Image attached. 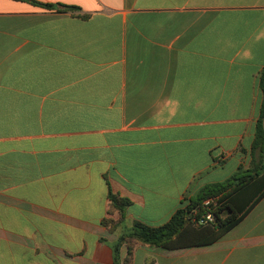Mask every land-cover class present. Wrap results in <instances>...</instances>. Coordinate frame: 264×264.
I'll return each mask as SVG.
<instances>
[{
    "label": "crops",
    "instance_id": "crops-1",
    "mask_svg": "<svg viewBox=\"0 0 264 264\" xmlns=\"http://www.w3.org/2000/svg\"><path fill=\"white\" fill-rule=\"evenodd\" d=\"M33 1L80 11L0 0V264H114L110 191L126 227L161 226L261 159L264 0ZM134 264H264V198L215 244Z\"/></svg>",
    "mask_w": 264,
    "mask_h": 264
},
{
    "label": "trees",
    "instance_id": "trees-1",
    "mask_svg": "<svg viewBox=\"0 0 264 264\" xmlns=\"http://www.w3.org/2000/svg\"><path fill=\"white\" fill-rule=\"evenodd\" d=\"M24 1L58 13L80 11V8L68 5ZM259 84L263 101L252 150L258 152L261 159L254 161L250 168L241 167L225 182L203 187L161 226L137 221L132 227H126V211L132 202L110 191L109 214L113 216L118 213L119 218H105L102 225L112 233L122 229L118 240L112 244L114 264H134V253L139 245L168 251L213 245L238 226L264 198V69ZM207 201H210L209 205H206ZM208 213L213 214L214 221L201 223L200 220Z\"/></svg>",
    "mask_w": 264,
    "mask_h": 264
},
{
    "label": "built area",
    "instance_id": "built-area-1",
    "mask_svg": "<svg viewBox=\"0 0 264 264\" xmlns=\"http://www.w3.org/2000/svg\"><path fill=\"white\" fill-rule=\"evenodd\" d=\"M210 201L206 202V205H209ZM201 223H206V222H213L214 221V216L212 213H208L203 217V219L200 220Z\"/></svg>",
    "mask_w": 264,
    "mask_h": 264
},
{
    "label": "rangeland",
    "instance_id": "rangeland-1",
    "mask_svg": "<svg viewBox=\"0 0 264 264\" xmlns=\"http://www.w3.org/2000/svg\"><path fill=\"white\" fill-rule=\"evenodd\" d=\"M235 166V160H231L229 163H228V166H227V169L225 170V173L226 174H229L230 171L232 170V168ZM161 189H164L163 187Z\"/></svg>",
    "mask_w": 264,
    "mask_h": 264
}]
</instances>
